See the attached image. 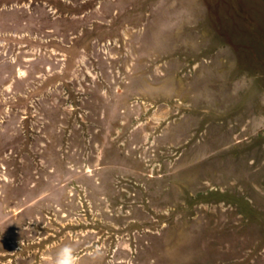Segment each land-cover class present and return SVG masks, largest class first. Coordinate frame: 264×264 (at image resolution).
<instances>
[{
	"label": "rangeland",
	"instance_id": "374dc122",
	"mask_svg": "<svg viewBox=\"0 0 264 264\" xmlns=\"http://www.w3.org/2000/svg\"><path fill=\"white\" fill-rule=\"evenodd\" d=\"M264 264V0H0V264Z\"/></svg>",
	"mask_w": 264,
	"mask_h": 264
},
{
	"label": "clouds",
	"instance_id": "9594fccd",
	"mask_svg": "<svg viewBox=\"0 0 264 264\" xmlns=\"http://www.w3.org/2000/svg\"><path fill=\"white\" fill-rule=\"evenodd\" d=\"M55 264H75L73 249L70 246H64L57 253Z\"/></svg>",
	"mask_w": 264,
	"mask_h": 264
}]
</instances>
